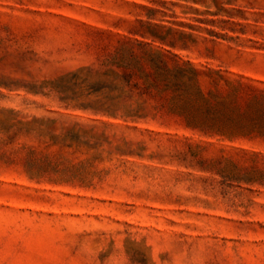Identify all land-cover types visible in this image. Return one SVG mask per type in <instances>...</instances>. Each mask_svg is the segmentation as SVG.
I'll return each mask as SVG.
<instances>
[{"label":"rangeland","instance_id":"374dc122","mask_svg":"<svg viewBox=\"0 0 264 264\" xmlns=\"http://www.w3.org/2000/svg\"><path fill=\"white\" fill-rule=\"evenodd\" d=\"M0 264H264V0H0Z\"/></svg>","mask_w":264,"mask_h":264}]
</instances>
